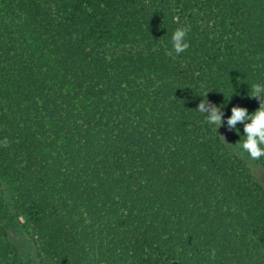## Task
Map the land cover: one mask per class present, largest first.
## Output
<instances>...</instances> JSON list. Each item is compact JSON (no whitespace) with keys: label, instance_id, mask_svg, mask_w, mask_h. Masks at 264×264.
<instances>
[{"label":"trees","instance_id":"trees-1","mask_svg":"<svg viewBox=\"0 0 264 264\" xmlns=\"http://www.w3.org/2000/svg\"><path fill=\"white\" fill-rule=\"evenodd\" d=\"M256 84L264 0H0V264H264Z\"/></svg>","mask_w":264,"mask_h":264},{"label":"clouds","instance_id":"clouds-1","mask_svg":"<svg viewBox=\"0 0 264 264\" xmlns=\"http://www.w3.org/2000/svg\"><path fill=\"white\" fill-rule=\"evenodd\" d=\"M187 28H177L172 35L173 48L177 54L188 49L189 44L184 38L187 35ZM251 97L260 98V107L253 113H248L246 108L234 106L231 109V116L228 117V125L231 129H235L237 121L250 122L246 123L243 130L244 139L240 142L243 152L248 153L253 160H258L264 156V86L259 84L253 85ZM206 95V94H205ZM197 110L201 113L207 112V122L216 125L218 129L223 122V114L220 108L211 104L208 100L199 102Z\"/></svg>","mask_w":264,"mask_h":264},{"label":"rangeland","instance_id":"rangeland-1","mask_svg":"<svg viewBox=\"0 0 264 264\" xmlns=\"http://www.w3.org/2000/svg\"><path fill=\"white\" fill-rule=\"evenodd\" d=\"M261 173V172H259ZM11 241L17 246V248L24 253L27 244L25 243V240L22 238V236L18 232H14L10 236Z\"/></svg>","mask_w":264,"mask_h":264}]
</instances>
